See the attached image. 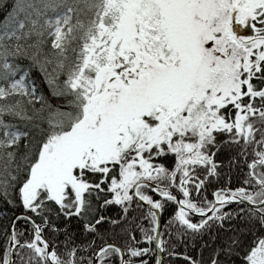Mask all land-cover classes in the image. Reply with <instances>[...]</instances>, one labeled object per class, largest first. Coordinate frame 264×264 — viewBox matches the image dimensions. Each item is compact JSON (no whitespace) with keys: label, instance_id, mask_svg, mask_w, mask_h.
Segmentation results:
<instances>
[{"label":"snow or ice","instance_id":"1","mask_svg":"<svg viewBox=\"0 0 264 264\" xmlns=\"http://www.w3.org/2000/svg\"><path fill=\"white\" fill-rule=\"evenodd\" d=\"M0 264H264V0H0Z\"/></svg>","mask_w":264,"mask_h":264}]
</instances>
